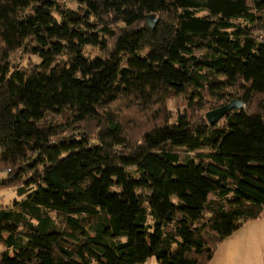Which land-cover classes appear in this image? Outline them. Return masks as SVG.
Wrapping results in <instances>:
<instances>
[{"label":"trees","instance_id":"16d2710c","mask_svg":"<svg viewBox=\"0 0 264 264\" xmlns=\"http://www.w3.org/2000/svg\"><path fill=\"white\" fill-rule=\"evenodd\" d=\"M73 1L0 0V264H209L264 217V0Z\"/></svg>","mask_w":264,"mask_h":264},{"label":"crops","instance_id":"0c3cea01","mask_svg":"<svg viewBox=\"0 0 264 264\" xmlns=\"http://www.w3.org/2000/svg\"><path fill=\"white\" fill-rule=\"evenodd\" d=\"M238 242V246H233ZM145 264H160L150 259ZM209 264H264V217L245 224L222 243Z\"/></svg>","mask_w":264,"mask_h":264},{"label":"water","instance_id":"95a60500","mask_svg":"<svg viewBox=\"0 0 264 264\" xmlns=\"http://www.w3.org/2000/svg\"><path fill=\"white\" fill-rule=\"evenodd\" d=\"M147 21L152 30H155L158 25V19L156 15H148ZM244 106V103L239 100H232L225 106H222L218 109L212 110L206 114V119L211 126H215L219 123L229 112L233 111L234 109H240Z\"/></svg>","mask_w":264,"mask_h":264},{"label":"rangeland","instance_id":"374dc122","mask_svg":"<svg viewBox=\"0 0 264 264\" xmlns=\"http://www.w3.org/2000/svg\"><path fill=\"white\" fill-rule=\"evenodd\" d=\"M58 1L66 3L71 8L74 9L77 8V3L73 0H58ZM24 62H26L25 59ZM205 152H208V150H205ZM3 176L5 175L3 174ZM15 196H16L15 193L11 191L10 192L8 190L0 191V204L9 205L13 201V199H15ZM233 246H238V242L234 243ZM4 253H5L4 247L0 245V254L4 255Z\"/></svg>","mask_w":264,"mask_h":264},{"label":"built area","instance_id":"2783aa9c","mask_svg":"<svg viewBox=\"0 0 264 264\" xmlns=\"http://www.w3.org/2000/svg\"><path fill=\"white\" fill-rule=\"evenodd\" d=\"M10 171V170H9Z\"/></svg>","mask_w":264,"mask_h":264}]
</instances>
